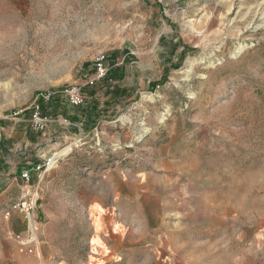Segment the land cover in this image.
I'll return each mask as SVG.
<instances>
[{
  "label": "rangeland",
  "instance_id": "obj_1",
  "mask_svg": "<svg viewBox=\"0 0 264 264\" xmlns=\"http://www.w3.org/2000/svg\"><path fill=\"white\" fill-rule=\"evenodd\" d=\"M101 56L100 106L130 92L88 129L61 90ZM67 146L30 171L26 253L4 211ZM0 264H264V0H0Z\"/></svg>",
  "mask_w": 264,
  "mask_h": 264
},
{
  "label": "built area",
  "instance_id": "obj_2",
  "mask_svg": "<svg viewBox=\"0 0 264 264\" xmlns=\"http://www.w3.org/2000/svg\"><path fill=\"white\" fill-rule=\"evenodd\" d=\"M108 68L104 62V56H101L98 59L96 64V69L94 74L89 76L86 81L85 85H95L100 80L106 77ZM62 93L65 94L68 101L72 105H81L85 102L86 94L79 83H72L61 90ZM53 94L49 92L48 94H43V96L48 99L49 96ZM47 117L42 116L40 112L39 104L35 105V109L32 115V124L33 127L36 129L44 128ZM58 157V156H57ZM54 156H44L40 161L32 162V168L22 169V176L24 180H26V186L29 189V195L23 197L19 201H15L12 205H10L4 211V217L9 219L13 212H17L19 215H23L28 221V228L26 231L22 232H14L10 231L8 236L11 240L16 242L23 251L26 253H34L36 252L40 240H39V233L41 230V225L39 224L36 216H35V204L37 199V189L33 190V186L30 184V177H31V170L37 171L39 173H45L47 169L53 164L54 160L57 159ZM42 177V175H41Z\"/></svg>",
  "mask_w": 264,
  "mask_h": 264
},
{
  "label": "trees",
  "instance_id": "obj_3",
  "mask_svg": "<svg viewBox=\"0 0 264 264\" xmlns=\"http://www.w3.org/2000/svg\"><path fill=\"white\" fill-rule=\"evenodd\" d=\"M114 56H116V53H114ZM115 60V58H114ZM89 62L85 63L87 65ZM115 63V62H114ZM122 67H117L115 71L112 73L108 74L107 77H113V78H118L120 74H122ZM165 76V75H164ZM166 81V78L163 77L160 80L152 81L150 83V86L152 89H155L158 85L164 83ZM94 85H86V89H83L84 92L90 94L92 97L90 103L86 105V107H82V114L81 115H73L72 118L75 121H78L80 119H83L84 125L86 128H90V126H93L97 123V119L101 116V113H103L106 110V105H108L112 100L111 99H116L120 96H126L130 90L127 89L126 87H121L119 85H114L111 88H107L105 92L108 93L109 97L104 101L106 105L103 107L100 106L101 102L99 99L96 97L97 91ZM61 102L59 99V95L57 93L51 94L48 99H46L44 96H41L38 98V104L40 107V112L43 116L48 115L51 113V111H54L56 107H58L59 103ZM50 107V108H49Z\"/></svg>",
  "mask_w": 264,
  "mask_h": 264
},
{
  "label": "bare ground",
  "instance_id": "obj_4",
  "mask_svg": "<svg viewBox=\"0 0 264 264\" xmlns=\"http://www.w3.org/2000/svg\"><path fill=\"white\" fill-rule=\"evenodd\" d=\"M192 70H193L192 67H189L188 68V73H192L193 72ZM69 149H70V146H67V147L61 149L60 151H57L58 153H56L55 156L57 157L60 154L66 153Z\"/></svg>",
  "mask_w": 264,
  "mask_h": 264
}]
</instances>
